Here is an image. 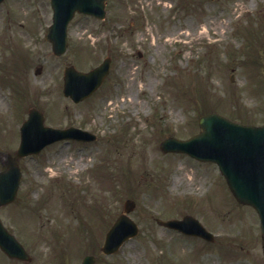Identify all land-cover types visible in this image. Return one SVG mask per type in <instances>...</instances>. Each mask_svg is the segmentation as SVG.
<instances>
[{"label": "rangeland", "instance_id": "374dc122", "mask_svg": "<svg viewBox=\"0 0 264 264\" xmlns=\"http://www.w3.org/2000/svg\"><path fill=\"white\" fill-rule=\"evenodd\" d=\"M51 14L49 0L0 4V160L16 148L31 106L45 124L86 127L96 139L57 141L18 159L20 185L0 218L31 259L0 251V264H79L88 253L95 264H264L258 216L234 199L217 166L159 148L167 135L198 132L211 110L264 122V0H107L103 19L74 16L60 56L44 39ZM106 55L110 71L90 97L62 94L65 64L87 70ZM126 198L139 232L103 255ZM186 213L212 242L154 220Z\"/></svg>", "mask_w": 264, "mask_h": 264}, {"label": "water", "instance_id": "95a60500", "mask_svg": "<svg viewBox=\"0 0 264 264\" xmlns=\"http://www.w3.org/2000/svg\"><path fill=\"white\" fill-rule=\"evenodd\" d=\"M1 1V0H0ZM105 0H50L53 8L52 23L45 34L55 54H61L66 47V27L75 11L104 16ZM108 58L88 72L76 70L72 65L64 68L63 92L73 100L90 94L101 82L108 69ZM37 116L34 117V116ZM39 115V116H38ZM42 117L31 110L29 118L21 126V141L14 155H6V167L0 171V205L11 201L15 195L20 172L16 164L19 156L39 151L53 140L78 137L91 139L94 136L71 127L54 129L41 126ZM201 131L187 140L165 138L160 147L164 151H185L191 156L215 162L235 198L254 207L259 216V227L264 248V125L241 124L218 113L204 114L199 118ZM77 133V134H76ZM76 135V136H75ZM126 206L125 210H129ZM168 226L187 231L186 222L193 224L188 230L210 238L208 232L196 219L185 216L183 220L160 221ZM135 223L121 214L106 234L102 250L114 252L129 236L136 233ZM0 247L9 255L27 258L22 246L9 234L0 222ZM92 256H85L81 264H91Z\"/></svg>", "mask_w": 264, "mask_h": 264}, {"label": "bare ground", "instance_id": "6f19581e", "mask_svg": "<svg viewBox=\"0 0 264 264\" xmlns=\"http://www.w3.org/2000/svg\"><path fill=\"white\" fill-rule=\"evenodd\" d=\"M174 31V30H173ZM183 34H186L185 32H180V33H177L176 31H174V33L172 34L175 38H177V37H180V36H182ZM203 33L202 32H200L199 33V35L201 36ZM172 38H166L165 39V42H172ZM178 40V39H177ZM129 86H132V83H130V85ZM130 88V87H129ZM76 162L78 163V162H80V160L79 159H77L76 160ZM175 179H177V178H175ZM175 179H174V182H175Z\"/></svg>", "mask_w": 264, "mask_h": 264}]
</instances>
